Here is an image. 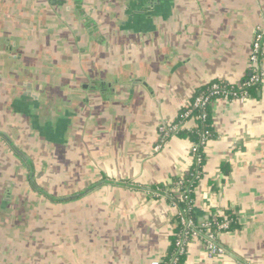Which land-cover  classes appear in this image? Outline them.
Masks as SVG:
<instances>
[{
	"label": "crops",
	"instance_id": "1",
	"mask_svg": "<svg viewBox=\"0 0 264 264\" xmlns=\"http://www.w3.org/2000/svg\"><path fill=\"white\" fill-rule=\"evenodd\" d=\"M257 38L264 71V0H0V264L165 257L194 162L186 135L156 151L159 127L240 85ZM211 111L194 216L238 228L185 264H264V82Z\"/></svg>",
	"mask_w": 264,
	"mask_h": 264
},
{
	"label": "built area",
	"instance_id": "2",
	"mask_svg": "<svg viewBox=\"0 0 264 264\" xmlns=\"http://www.w3.org/2000/svg\"><path fill=\"white\" fill-rule=\"evenodd\" d=\"M260 38H257L256 42L253 45V52L250 57V66H249V74L250 79L246 83H241L238 85L239 88L252 87L256 84H263L264 82V71L258 66L260 62L261 55V46H260ZM213 98L215 99L213 101ZM249 94L247 92L242 93H232L227 90H224L219 84H214L212 86V93L210 95H200L195 98L192 102L182 110L181 118L184 119L183 127L187 129V131L192 132L196 128L195 124V111H200L201 114L198 115L197 119L203 122L207 119L206 109L208 105L213 104L217 100H240V99H248ZM193 123L192 126H188L189 123ZM180 129L178 124H169V125H161L159 127V139L158 146L156 147V151L160 150L161 145L170 137L171 134L177 132ZM201 142L199 144H193L191 148V156L193 162L197 165L202 164V158L199 154L200 148H206L210 135L208 133H200ZM203 172L197 171L196 178L202 179ZM184 178L180 180V182L176 183L175 191L178 194L177 201H175L174 206L178 209V227H182L181 231L176 234V255L172 259V263L176 264L178 262L177 256H181L184 254H188L189 247L192 241H199L203 246L206 257L210 259H216L226 254V249L220 243L219 233L226 232L230 229V221L225 219L220 223H201L196 224L193 217L191 216V212L193 210V200H190L188 195L182 191L184 186ZM180 202H184L187 205V208H181ZM215 226L217 231H212L211 228ZM205 231L204 234L202 232ZM165 257H159L151 261L150 264H164L163 260Z\"/></svg>",
	"mask_w": 264,
	"mask_h": 264
},
{
	"label": "trees",
	"instance_id": "3",
	"mask_svg": "<svg viewBox=\"0 0 264 264\" xmlns=\"http://www.w3.org/2000/svg\"><path fill=\"white\" fill-rule=\"evenodd\" d=\"M249 79H250V74H248L244 78L242 83H246ZM214 84H219L224 90H227V91L232 92V93H239L240 94L242 92H247L249 94V96H256L257 92H259V90L262 87L261 84H256L252 87L239 88L238 86L228 85V84H225L221 81H215V82H212V83L200 88L199 90H197L192 101L200 95H210L212 93V86ZM214 100L215 99L213 98V101ZM211 106H212V104L208 105V107L206 109L207 119L205 122L197 119L198 115H200L201 112L195 111L194 116L196 118L195 119L196 128L192 132H189V131L184 129V127H183L184 119L181 118V114H182V112H181L180 115L178 116L176 122H175V124H178L180 126V129L177 132L171 134L170 137L173 136L174 134H177V136L178 135H180V136L186 135L190 138V140L192 141L193 144H199L201 142V136H200L201 134L200 133H208L210 135V140L213 139L215 137V132H214V128H213ZM204 150H205L204 148H200L199 154H198L202 158V164L200 165L201 168H199V165L194 163L190 173L183 180L184 186L182 188V191L185 192L186 195H188L190 200L194 199V191L196 190V188H197V186L201 180V179L196 178V173H197V171H200V170L202 171V168L206 163V154H205ZM178 182H180V180H176L173 183L172 187H175L176 183H178ZM180 206H181V208H187V205L184 202H180ZM191 216L193 217L195 223L199 224V222L195 219L193 210L191 212ZM225 216L226 217L223 218V221L225 219L230 221L229 231L234 230V228H238V226H236L237 221H236L235 217H233L232 215H230L228 213H226ZM181 229H182L181 226L178 227L176 230V234L179 233L181 231ZM211 230L217 231V228L215 226H213L211 228ZM204 233H205V231L202 232V234H204ZM176 234H175V236L172 237L171 246L168 249V252L166 254L167 257L164 258V260H163L164 264H173L172 259L176 255V246H175ZM177 258H178V262L176 264H185V262L187 260V254L177 256Z\"/></svg>",
	"mask_w": 264,
	"mask_h": 264
}]
</instances>
